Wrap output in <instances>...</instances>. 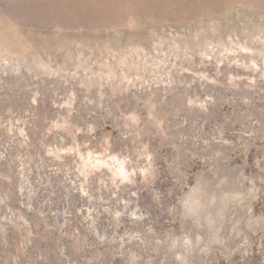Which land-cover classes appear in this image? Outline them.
<instances>
[{
	"label": "rangeland",
	"instance_id": "374dc122",
	"mask_svg": "<svg viewBox=\"0 0 264 264\" xmlns=\"http://www.w3.org/2000/svg\"><path fill=\"white\" fill-rule=\"evenodd\" d=\"M172 86L188 94L174 109L165 100L159 128L136 91L170 102ZM67 112L72 132L54 126ZM60 130L74 147L64 157L54 150ZM218 144L233 151L231 168L247 162L245 182L258 187L254 213L264 218V0H0V169L9 173L0 176L12 184L0 185V210L29 222L20 237L0 239V264H126L122 240L135 228L182 230L180 198L210 170ZM110 151L127 165L119 189L99 183L94 217L77 189L69 209L65 198L80 183L74 158ZM123 195L128 208L110 202ZM67 228L88 232L85 247ZM252 244L218 249L210 264H264V228Z\"/></svg>",
	"mask_w": 264,
	"mask_h": 264
},
{
	"label": "bare ground",
	"instance_id": "6f19581e",
	"mask_svg": "<svg viewBox=\"0 0 264 264\" xmlns=\"http://www.w3.org/2000/svg\"><path fill=\"white\" fill-rule=\"evenodd\" d=\"M143 84L144 83H142V85ZM170 84L169 86H171ZM171 88V91L168 90V93H171L170 102L167 99V94H164L165 96L162 95L163 92L160 96L157 95L156 98L149 95L150 91H148V95H143V93H145V89L143 88L136 91V94L139 96V98L145 101V106L149 112L150 121L154 122L157 126H159V128L162 127L161 122L166 118L164 113L165 108H163L165 100L167 103H172V108L174 109L178 105H183V103H185L186 95L188 94V92L186 94V89L183 87H180L178 91H175V88H173V86ZM70 100L71 99H68V101ZM70 104L72 103H69L67 105L70 106ZM198 112L199 110L196 109L195 111H193L192 115L194 116ZM136 114L137 112L133 111L132 115L134 118H129V123L135 131L136 129H138L137 126L140 120V116ZM76 125V122L70 118V114L67 112L65 116L57 118L54 126L61 130L65 129L72 132L73 127ZM148 127L146 126L143 129L147 130ZM62 131L61 133L56 134L57 143L54 150H56L57 156L60 154L59 156L64 157L65 149H70L72 146L69 147L67 145V138L64 135L65 133L63 134ZM168 135V139L173 140L172 135L170 133ZM72 137H74L73 133ZM74 146L78 147L77 145ZM93 147L94 145H92V148ZM13 149L14 148H8V153L11 154L9 161L11 170L13 172H16L18 161L16 160V158H12V156H16V153ZM72 149H74V147H72ZM79 152L81 153V150ZM210 152L212 156L206 160L209 162V165L211 167L210 170H202L198 172L196 184L193 187L189 188L188 191H185L184 195L180 198L179 211L182 215V230L177 231L175 229H172L170 231H167L165 234H158L155 231L154 227L144 230L143 226L141 225L140 227L135 228L133 232L128 235L126 241H124V239L122 240L125 250V259H129L128 262L126 260V264H210L212 256L218 249L225 251V249L229 248L230 254L233 253V251H237V249L241 247L250 250L251 246L253 245L252 232H255L257 230L259 231L260 228H264V218L262 216H257L254 213V198L256 197V193L258 190L256 180L251 181V186H248L247 182H245L246 180H248L246 174L244 173V168L247 162L244 165H237L231 168L233 151L231 152V150H228L227 147L218 144L217 146H214ZM91 155L92 154L88 153L77 159V157H75L76 155L73 154V157H75L73 160L75 161L74 165H77V169H79L78 173H76V177L78 178L80 183L77 184L76 182L74 188L69 189V193L67 194L65 200L69 205V209H73L74 201L72 197L73 193L75 192L74 189H77V191L81 194L83 193L89 196V201L94 207L92 210H90L89 213L94 217L95 212L99 210L97 208V205L95 204V200L97 201V199L99 198V193L101 191L99 183L103 182L101 186L109 191L114 185L118 190L122 184L121 180L126 175L125 168L127 165L125 164V161L121 160L120 156L118 154H115L113 151L105 152L100 155L98 153L95 158L91 157ZM88 158L95 163V168H99L103 172L94 173L92 171L94 168H91L87 163ZM20 163H22V160ZM179 166L177 165L176 167L178 168ZM0 173H2V175L4 176L9 174L4 169H0ZM105 175L114 178L115 184L113 183V181H106ZM1 184H7L10 187L12 186L9 181L0 176V185ZM90 184L94 185L93 189L89 187ZM25 187L26 184L22 182L21 189H24ZM121 200L125 208H128L131 199L127 195L119 196L116 200H113L112 198L110 202H117V204H119V201ZM51 204L52 202L50 199L48 201V205ZM1 208L2 210L0 211L3 212L2 215H4V217L0 216V239H3L4 237V239L11 242L13 241L14 237H20L23 231L27 229L26 225L29 224V222L27 221L26 216L24 217V215H22L20 219L18 218V223H16L15 221L17 220L15 218V221L14 219L11 220V218H9V214L5 212L7 208H3V206H1ZM122 210L123 208L121 206H115L114 209L111 210V212H119V215L123 217L124 210ZM133 214L136 216V219L144 218L138 211L133 212L132 215ZM72 229L73 228H67V232L73 236L74 245H76L78 248L85 247V245L87 244V240L89 239L88 232L83 231V229L81 228H75L78 231L76 233L75 231L73 232ZM29 240H31L32 242H36V238L34 235H32L31 239ZM114 240H116L115 237ZM58 249L60 254L64 253L66 249L65 243L63 242L62 244H60ZM36 258L38 261L39 256ZM99 264L111 263L106 260L100 261Z\"/></svg>",
	"mask_w": 264,
	"mask_h": 264
}]
</instances>
